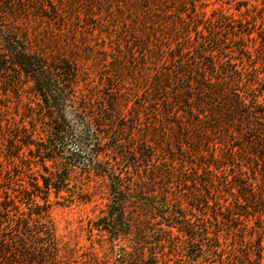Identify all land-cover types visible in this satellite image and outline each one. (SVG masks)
Masks as SVG:
<instances>
[{
	"label": "trees",
	"instance_id": "1",
	"mask_svg": "<svg viewBox=\"0 0 264 264\" xmlns=\"http://www.w3.org/2000/svg\"><path fill=\"white\" fill-rule=\"evenodd\" d=\"M238 2L234 8L253 18L252 30L218 21L225 15L217 11L200 17L199 0H0V171L23 180L0 192V264H77V256L87 254L62 243L49 219L50 193L59 196L76 169L93 176L105 196L90 228L103 238L100 247L115 254L112 264H158L165 246L185 264L210 258L213 264H261L264 0ZM226 27L241 33L229 40L247 35L257 42L262 69L245 58L243 44L234 47L241 62L205 61L223 48L216 43ZM192 33L202 35L191 42ZM97 35L114 46L110 53L101 48L95 61L110 57L116 68L128 63L141 73L129 90L143 89L158 125L165 119V132L172 126L180 169L171 163L169 144L159 158L152 139L135 147L127 136L123 108L130 91L114 71L93 86L97 91L77 92L80 74L70 50ZM136 75L131 71L129 78ZM31 94L35 101H22ZM141 108L130 113L134 124ZM146 130L154 135L149 124ZM111 140L118 167L94 158L105 155L100 145ZM128 169L150 184L124 181ZM157 180L165 184L158 193L151 188ZM172 180L185 190L187 210L173 203ZM100 262L94 256L92 264H106Z\"/></svg>",
	"mask_w": 264,
	"mask_h": 264
},
{
	"label": "rangeland",
	"instance_id": "2",
	"mask_svg": "<svg viewBox=\"0 0 264 264\" xmlns=\"http://www.w3.org/2000/svg\"><path fill=\"white\" fill-rule=\"evenodd\" d=\"M238 1L242 0H199V7L196 8L197 14L202 17H210L211 14H213L214 11L223 13L225 17L223 19H219L218 21H222L225 19V21H230L231 26L233 25V21L240 23L242 22L244 25L248 26L250 30L253 29V18L248 17L247 15H241L239 11H237L234 8V5H237L239 3ZM253 3H260L261 0H251ZM198 18V17H197ZM216 23V22H215ZM220 24V23H218ZM230 26V27H231ZM226 27V31H221L220 39L217 41L216 44L223 45L222 49L218 50L214 56H208L205 55V61L208 59H213L216 62L221 60L229 59H238L240 62L244 60V57L241 54L235 53V48L237 44H243V51L245 52V58L247 56H250V59L252 60L251 63H254L258 68H263V65L260 61V56L255 50V46L257 45V42L251 38V36L243 35L242 39L239 41L237 40H229L230 38H227L231 35L233 37L236 35V39L238 37H241V33L238 31H235L234 28ZM206 33V31H204ZM202 34L196 35L192 33V36L190 38L191 42H195V39L197 37H200ZM77 37H80V34L77 33ZM99 35L91 38L89 36L85 37V44L78 43L76 49H72L70 51L75 53V58H77V69L79 70L80 76L78 77L77 82V92L80 91V89L84 88L86 86V89L91 91H97L95 89V84L100 85L101 82L105 81V76L112 75L111 73L114 71V76H118L119 78L125 80L124 83L127 84L128 89L127 91H130L129 89L132 88V82L134 81L133 78L138 79L140 78L141 73L136 71L135 68L133 69L128 63L126 65H118V68H116L113 63L108 62L110 61V57H107L108 60L105 61H95L96 56L98 54H101L104 52V50H101V48L105 49L106 53H110L111 46H114V44L106 41L105 43H101L98 39ZM102 40L104 37H101ZM227 38V39H226ZM201 39V38H199ZM84 41V40H83ZM206 45L207 44V38H206ZM89 47V48H88ZM227 54V56H226ZM242 57V58H241ZM114 69V70H112ZM264 70V69H262ZM131 71L137 72L139 75H136L132 78H129V75H131ZM155 73V68L152 69V72L149 74L148 82L146 83V89L147 91L150 89L151 82L149 81ZM118 74V75H117ZM108 79V78H107ZM86 83V84H84ZM95 88H94V87ZM100 89V88H99ZM145 89V88H144ZM107 90L103 89L101 91V94H105ZM93 94H91L92 96ZM90 96V97H91ZM27 99H30L32 101H35L33 95H22V101H27ZM148 95L146 92H143V89L139 91H130V94L128 95V102H125L123 108V114L127 118L126 123L127 126L131 127V130L129 132L127 131V136H132L135 140V147L137 145H140L141 142L148 141L152 139L153 141H156V143H159L158 145L155 144L153 141L152 143L148 141V143L152 144L154 152L156 153V156L161 158V154H163L165 157V149L167 147V144L171 146V158L172 165L176 166L175 168L180 169V165L178 162L177 157L178 151L176 149V140L173 136V133L171 132L172 126L170 128H167L165 132V127L168 125V121L163 119V122L166 125H158L156 121V111L152 108V106L149 105L147 102ZM96 102V100H95ZM141 103H144L145 106L141 105ZM135 106H138V108L142 109V113L139 116V120H137L138 123L134 124L132 120H130L131 116L130 113L132 109L135 108ZM22 107V106H21ZM134 107V108H133ZM159 112V111H158ZM162 112V110H161ZM121 123V122H120ZM146 124H149L151 126L152 132H154L153 136L148 135L147 136V130H146ZM127 127V129H129ZM102 129V128H100ZM164 131V134H163ZM116 130H114V133ZM153 137V138H152ZM133 141V143H134ZM113 140L108 141L104 143L103 145H100V149L104 151L105 155H95V161L97 163L99 162H107L109 164L115 165L113 152L109 150L110 145L113 144ZM121 144V143H119ZM133 144H128L127 146H131ZM135 149V148H134ZM137 149V148H136ZM162 149V150H161ZM106 159V160H105ZM47 166H50V161L46 162ZM55 166V165H53ZM118 167L117 165H115ZM137 168H143V165L141 163L137 164ZM126 168L122 167V170ZM128 171H131L132 173L130 175H127L124 181H130L132 180V177L140 182L142 178H144L145 182L142 183H149L150 181L148 179H145V175H142L141 177H137L135 174L136 172L134 170L128 169ZM41 172H43L41 170ZM36 174V173H35ZM12 180L6 179V174L4 171H0V192L2 189H8V187H16L15 183H22L23 180H21V177L16 176V172H14L12 175ZM67 188L65 190L60 191L58 194L59 196H55L54 193H50V200L53 202L51 205L50 211H49V219L51 226L53 227L54 233L57 238L60 239L62 243H67L69 246L76 245L77 248H82L83 250H87V254H84L85 256H82L81 258L77 256V264H92L94 256L98 257L101 262H104L106 264H112L116 260V256L114 253L107 254L105 246L100 247V238L99 234L97 233L96 229L90 228V223L97 219L98 216L101 215V211L104 209V203L105 199L103 194L99 193V184L95 181L94 177H89L86 173L80 170H74V172L70 173V175L67 177ZM173 183H171V188L169 191L171 192V199L174 204H176L178 207L182 208V210H187L189 205L187 204L186 197H185V190H181L178 188L174 180H172ZM163 186V187H162ZM165 187L164 182L162 183V180H157L154 184L152 189L156 190L157 193L161 191L162 188ZM130 188V186H128ZM39 200V199H38ZM166 223H172L174 225L172 227V231L174 234H176V228L175 226L177 224L174 220H171L169 217L165 221ZM251 223V221H250ZM169 225V224H168ZM176 240V239H174ZM263 244H264V238H263ZM103 245H105L103 243ZM162 250H164V254H161L158 258V264H185L183 262L184 257H179L172 255L168 251V246H165ZM81 251V249H80ZM89 251V252H88ZM106 252V253H105ZM78 255V254H77ZM181 258L180 260H178ZM68 264V261H65ZM214 263V258L209 259V264ZM261 264H264V254H263V260Z\"/></svg>",
	"mask_w": 264,
	"mask_h": 264
}]
</instances>
